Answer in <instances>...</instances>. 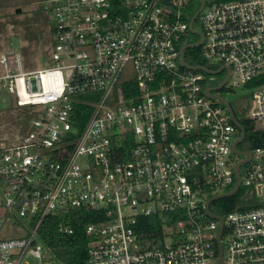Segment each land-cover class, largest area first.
Listing matches in <instances>:
<instances>
[{"label": "built area", "instance_id": "1", "mask_svg": "<svg viewBox=\"0 0 264 264\" xmlns=\"http://www.w3.org/2000/svg\"><path fill=\"white\" fill-rule=\"evenodd\" d=\"M191 1L40 0L55 65L23 71L19 53L0 56V102L31 111L23 134L0 140V264H59L40 230L73 212L94 220L84 264H264V148L240 149L244 138L235 154L240 132L206 95L249 89L248 120L264 122V84L247 88L264 75V0L204 3L193 32ZM184 48L207 64L187 66L220 72L181 66ZM247 159L234 195L211 200L236 189ZM237 195L227 212L220 202ZM142 218L161 233L139 230Z\"/></svg>", "mask_w": 264, "mask_h": 264}, {"label": "rangeland", "instance_id": "2", "mask_svg": "<svg viewBox=\"0 0 264 264\" xmlns=\"http://www.w3.org/2000/svg\"><path fill=\"white\" fill-rule=\"evenodd\" d=\"M39 1L0 0V56L9 51L19 53L23 71L42 70L55 65L51 60L50 16L42 10ZM194 26L199 29L197 23ZM219 94L229 103L238 121L248 120L251 97L249 89H240L236 92L225 89ZM23 115L24 109L16 107L12 97L5 101L1 100L0 140L13 143L19 134L26 131L29 122ZM255 125L264 128V122H256ZM239 148L246 149L247 143L243 142ZM7 234L18 235L14 229L12 231L6 226L2 236Z\"/></svg>", "mask_w": 264, "mask_h": 264}, {"label": "trees", "instance_id": "3", "mask_svg": "<svg viewBox=\"0 0 264 264\" xmlns=\"http://www.w3.org/2000/svg\"><path fill=\"white\" fill-rule=\"evenodd\" d=\"M228 1H242V0H204L206 6L214 3H222ZM199 0H192L189 6L183 9L187 15L183 20L191 18L199 9ZM198 49H189L184 54L185 61L190 65H202L207 66L206 62L201 60L197 55ZM264 84V75L259 80L253 81L248 84L247 88H251L255 85ZM92 94H86L78 96L80 104L76 107L77 114V126L79 132L86 123L92 110L90 105L84 103L89 99H93ZM20 109V108H19ZM23 109V108H21ZM24 119L29 122L31 111L30 109H24ZM245 132L244 143H247L248 150L256 148H264V128H260L255 125L256 122L247 119H241L239 121ZM240 201L239 195L235 198L226 199L220 202V204L227 206V212L234 209V205ZM229 206V207H228ZM68 221L72 234H61L57 228L59 223ZM93 218L90 213L86 212H73L69 213L64 217L48 218L44 221L40 230L45 244L51 249L55 258L60 264H84L87 259V237L84 234V227L93 222ZM138 229L142 230L143 233L153 232L156 236L161 233V225L155 218H142L138 221Z\"/></svg>", "mask_w": 264, "mask_h": 264}, {"label": "water", "instance_id": "4", "mask_svg": "<svg viewBox=\"0 0 264 264\" xmlns=\"http://www.w3.org/2000/svg\"><path fill=\"white\" fill-rule=\"evenodd\" d=\"M199 2H200V7H199L198 11L195 13V15L193 16V18H192V20H191V23H190V26H189L191 32H193V29H192V22H193V21L195 20V18L199 15V13L201 12V10L203 9V6H204V0H199ZM201 42H202V37L200 38V41H199L197 44H194V45L188 46V48H195V47H197L198 45H200ZM185 49H187V48H184V49H182V51H181V57H180V65H181V66H184V67L189 68V69H192V70H200V71H204V72H206V73H210V74H211V73H212V74H218V73L220 72V70H218V71H216V72H211V71H209V70H207V69H205V68H203V67H189V66H187V65L185 64V62H184V58H183V52H184ZM226 70L228 71L227 68H226ZM227 78H228V75H227V77L225 78V80H224L219 86H217V87L215 88V91H218V90H220V89L223 87V85H224V83L226 82ZM206 95H207L209 98H212V99H213V98H216V99H218V100H219L220 102H222V104L226 107V109H227V111H228V113H229V115H230V117H231V121H232V123L234 124V126H235V127L239 130V132H240V137H239V139L234 143V145L232 146V151H233L235 154H237V155H243L244 152H239V151L236 149V145H237V144H240V143L243 142V140H244V138H245V132H244V130H243V127H242L241 124L239 123V121H237V119L235 118L234 113H233V111H232V109H231L229 103H228L225 99H223V98H221V97H219V96H216V97L211 96L209 90L206 91ZM245 154L250 158V154H249V153H245ZM247 161H248V159L245 160V161H243V162H241V163H239V164L236 166V169H235V175H236V177H237V186H236V189H235L234 191H232L231 193H229V194H225V195H222V196H217V197L212 198L211 200L221 199V198H225V197H231V196L234 195V193L236 192L237 187H238V185H239V177H238V173H237L238 168H239V166H240L241 164H244V163L247 162ZM211 216H212V217H215V216H213V215H211ZM219 236H220V233H219ZM219 256H221V249H220V247H219Z\"/></svg>", "mask_w": 264, "mask_h": 264}, {"label": "flooded vegetation", "instance_id": "5", "mask_svg": "<svg viewBox=\"0 0 264 264\" xmlns=\"http://www.w3.org/2000/svg\"><path fill=\"white\" fill-rule=\"evenodd\" d=\"M39 3H40V1H39Z\"/></svg>", "mask_w": 264, "mask_h": 264}]
</instances>
